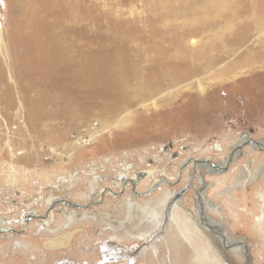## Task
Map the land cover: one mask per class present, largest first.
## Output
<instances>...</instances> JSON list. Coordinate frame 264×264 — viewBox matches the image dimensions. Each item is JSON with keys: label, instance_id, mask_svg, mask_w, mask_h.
<instances>
[{"label": "rangeland", "instance_id": "rangeland-1", "mask_svg": "<svg viewBox=\"0 0 264 264\" xmlns=\"http://www.w3.org/2000/svg\"><path fill=\"white\" fill-rule=\"evenodd\" d=\"M255 25L264 0H0V264H264V141L235 149L264 139Z\"/></svg>", "mask_w": 264, "mask_h": 264}, {"label": "bare ground", "instance_id": "bare-ground-1", "mask_svg": "<svg viewBox=\"0 0 264 264\" xmlns=\"http://www.w3.org/2000/svg\"><path fill=\"white\" fill-rule=\"evenodd\" d=\"M242 4L244 5L245 4V1H243L242 2ZM245 6H247V5H245ZM248 7V6H247ZM253 23H255V22H253ZM251 29H253V32H254V34H261L262 32H263V29H262V27L260 26V25H255V26H253ZM259 41H261L260 43H264V33H262V38L259 40ZM261 49V54H259V55H264V49H262V48H260ZM248 58H249V56H247ZM247 58V59H248ZM246 59V58H245ZM263 59H264V57H263ZM254 60V59H253ZM246 61V60H245ZM249 62V61H248ZM93 135V134H92ZM242 139V138H241ZM245 143H247V145H252V143H250V142H245ZM261 143H262V141H261ZM244 143H242V145H243ZM263 144V143H262ZM214 146V149L216 150V151H221L222 150V148H221V146L220 145H218V144H215V145H213ZM240 147V146H239ZM263 147V146H262ZM229 160V159H228ZM228 161L225 163V167H227V165H228ZM149 174H150V170H148L147 172H145L144 173V176H140V178H138L139 180H141L140 181V184H144L145 183V181L147 180L146 178L149 176ZM136 176V178H137V174L135 175ZM154 177V176H153ZM151 181V180H150ZM97 184V183H96ZM147 185V184H146ZM92 191V190H91ZM93 192V191H92ZM167 192V191H166ZM165 192V193H166ZM175 192V191H174ZM91 193V192H90ZM164 193V192H163ZM264 193V192H263ZM168 194H169V192H168ZM175 194V193H174ZM171 195V202L173 203L172 205L174 206V207H176V206H179V202H180V200L178 199V198H176V196L175 195H173V194H170ZM165 195H162V197H164ZM170 197V196H169ZM169 197H167V196H165L164 198L165 199H167V200H165V201H163V202H161V204L162 205H166L167 204V202H168V199H169ZM85 198V197H84ZM155 198V197H154ZM156 198H158L159 200H160V198H161V196L159 197H156ZM176 198V199H175ZM157 201V200H156ZM145 202H147V203H149V201H145ZM160 203V202H159ZM130 205L133 207V206H137L138 207V205H136V203H130ZM168 205V204H167ZM213 205H215V204H213ZM157 206V205H156ZM171 206V205H170ZM254 206V205H253ZM166 207V206H165ZM164 208V207H163ZM171 209H172V207H171ZM170 209V210H171ZM163 211V210H162ZM186 211V210H185ZM208 211V210H207ZM212 212V211H211ZM69 213V212H68ZM71 213V212H70ZM153 213H156V212H153ZM169 213V212H168ZM186 213V212H185ZM62 215H64V214H62ZM65 216V218L66 217H69L70 219H73L72 218V216H71V214H66V215H64ZM109 217V216H108ZM163 217L164 216H156L155 217V219H156V222H157V224H156V228L159 230V228H160V223L162 222V220H163ZM165 217H170V219H171V223H173V225H174V227H170V229L168 230L169 231V235H174L175 233H177V235L179 236L180 234H182L183 232H187L188 234L186 235L187 236V238L188 239H190V240H193L194 242L196 241L195 240V238H194V234H196L195 235V237H197L198 239H201V240H204V241H206V240H209V239H211V240H213V241H215L216 242V240H215V238H214V236L213 235H211L210 233H207L205 230H203L200 226H202L203 227V223L201 224V221L199 220V217L198 216H190V218L193 220V223L191 222V220L188 218V220L190 221V226H194L193 228H194V230H195V232L193 233L192 232V234L189 232V229H187V226H189V225H187V224H189L188 223V221L186 220L187 219V217L186 216H178L180 219H182V224L180 225V224H178V225H180V227H184V228H180V229H178V228H176L175 227V225L177 226V223H178V220L176 219L177 218V216L176 217H174V219L171 217V216H165ZM158 218V219H157ZM186 218V219H185ZM204 218H205V220L207 221V222H210V221H213L214 222V220H213V218H211V217H209V216H204ZM44 219V218H43ZM205 221V222H206ZM262 221H263V218H262V216H258V217H254V222L256 223V224H261L262 223ZM149 222V221H148ZM74 222H70V223H67L66 225H64V228L66 227V228H68V226L70 225V224H73ZM187 225V226H185V225ZM207 224V223H206ZM211 224V223H210ZM214 226V225H213ZM216 226V225H215ZM206 227H208L207 225H206ZM36 228H38V227H36ZM215 228V227H214ZM217 228V227H216ZM215 230V229H214ZM49 231V230H48ZM218 231V230H217ZM49 232H51L52 233V231L50 230ZM156 232V231H155ZM221 232V231H220ZM74 233V232H73ZM71 234V233H70ZM191 234V235H190ZM145 235V237H146V239L147 238H149L151 235L148 233V234H144ZM68 236V235H67ZM70 238V237H69ZM186 238V239H187ZM54 240H55V238H53ZM145 239V238H144ZM178 239V238H177ZM52 240L50 243H49V246L50 247H53V246H56V244L58 243L59 244V242L58 241H60V242H63V243H60L59 245H65L66 243H67V238H66V236L64 235L60 240ZM148 240V239H147ZM163 240V239H162ZM222 240V239H221ZM230 240V239H229ZM232 240V241H231ZM230 241L231 242H229V244H232V242L234 241L233 239H231ZM156 243H158V242H156ZM162 243V242H161ZM177 243H178V246H181L180 245V243L178 242V240H177ZM213 243V242H212ZM163 244V243H162ZM218 244V243H217ZM152 245V244H151ZM154 245V247H155V244H153ZM152 245V246H153ZM161 245V244H160ZM220 245V244H219ZM152 246H150L151 248H152ZM158 246H159V244H158ZM216 247V246H215ZM228 247V246H227ZM244 247V246H243ZM153 249V248H152ZM204 251H205V254H207V252H208V250H209V248L208 247H204ZM244 249V248H243ZM151 250V249H150ZM210 251H211V249H210ZM209 251V252H210ZM213 251V250H212ZM217 251V250H216ZM233 251H235V252H237V248H234V249H230L229 251L227 250V251H221V254L222 255H225V256H230V255H232V253H235V252H233ZM146 251H144L143 253H145ZM181 252V251H180ZM179 252V253H180ZM208 252V253H209ZM232 252V253H231ZM146 253H150V252H146ZM182 253V252H181ZM214 254H215V252H213ZM219 253V252H218ZM167 254H168V252H167ZM210 254V253H209ZM209 254H207L206 255V258L208 259V263L207 264H216L215 262H211L213 259H214V257L211 259L210 258V255ZM150 255V254H149ZM162 255V254H161ZM175 256H174V258H173V256H172V258L174 259V261L173 262H177L178 260H179V257H181L180 256V254H178V253H175L174 254ZM182 255H183V253H182ZM147 256V255H146ZM203 256H205V255H203ZM162 257V256H161ZM217 257V256H216ZM220 257H222V256H220ZM239 257V256H238ZM164 258V257H163ZM167 258V257H166ZM172 259V260H173ZM228 259V258H227ZM169 260V259H168ZM197 260V259H196ZM211 260V261H210ZM243 260V259H242ZM165 261V260H164ZM199 261H200V263L201 262H204V261H206V260H204L201 256L199 257ZM225 261V260H224ZM223 261V262H224ZM233 261V260H232ZM219 262V261H218ZM231 263V262H230ZM239 263V262H238Z\"/></svg>", "mask_w": 264, "mask_h": 264}, {"label": "flooded vegetation", "instance_id": "flooded-vegetation-1", "mask_svg": "<svg viewBox=\"0 0 264 264\" xmlns=\"http://www.w3.org/2000/svg\"><path fill=\"white\" fill-rule=\"evenodd\" d=\"M253 136V135H252ZM252 136H249L248 134H246V135H244V133H242L241 135H240V137L242 138L241 140H243V138L245 139V142H250V143H252V145H250L252 148H255V147H262L263 146V144L261 143V141H264V139L262 140V139H260V138H256V140H254L253 138H252ZM245 142H240L239 144H237L236 145V147H235V149H237V148H241V146H243L244 144H246L247 145V143H245ZM242 143H244L243 145H242ZM254 145V146H253ZM240 146V147H239ZM247 146H249V145H247ZM239 154V153H238ZM242 154L240 153L239 154V156H241ZM233 157H234V154H231L230 156H227V157H225V161L223 162V163H221L220 165H218L217 163H213V162H211V160L209 161V160H206V162H208V164L210 165V166H216V168H215V170H217V169H219V168H226L225 167V163L228 161L229 163H228V165L229 164H231V162H232V160H233ZM229 159V160H228ZM191 165L195 168L198 164H201V165H199L200 167L199 168H204L205 169V167H208V166H206L205 164H204V161H198L197 159H192L191 161ZM188 164V163H187ZM228 165H227V167H228ZM184 166H185V163H182L181 164V168H180V170L182 169V168H184ZM213 169H214V167H212ZM179 170V174L177 175V178L178 177H180V171ZM194 171V170H193ZM200 176H201V174H200ZM135 178H133L135 181H136V179H138V178H136V176H134ZM201 178V177H200ZM129 180V182L128 181H125V183H124V185L126 184V182L128 183V184H130V185H132V187L134 186V183H135V181L134 180ZM162 180H164V182H163V184H166V180H165V176L164 175H162V178H161ZM161 179L159 180V181H156L155 183H154V186L155 185H157L160 181H161ZM160 185V184H159ZM189 184H187L186 186H185V189H183V191L182 190H180V191H182L181 193H183L185 190H187V188L189 189L190 187H193V184H191V185H189ZM202 185V188H201V190L203 191V185H205V184H201ZM126 186V185H125ZM131 187V188H132ZM153 188V187H152ZM158 188V187H157ZM201 190H199V191H201ZM123 190H121L120 192H122ZM180 191H176L175 192V194H173V195H175L176 196V198H178L179 200H180ZM105 192V191H104ZM132 192L134 193V194H137V192H136V190H135V188L133 187V189H132ZM195 191H193L192 192V194H193V198H194V202L196 203V201H195V195L198 193L197 191H196V194L194 193ZM101 193V192H100ZM139 194V193H138ZM137 194V195H138ZM199 194V193H198ZM118 194H116V196H117ZM127 198H132V196L131 195H128L127 196ZM175 198V199H176ZM171 199L172 198H170L169 200H168V202H167V208L168 207H171L172 206V202H171ZM133 202V201H132ZM132 202H128V204L130 205V203H132ZM135 203V202H134ZM126 205H127V202L125 203ZM171 205V206H170ZM131 206V205H130ZM29 212H32L33 213V216L35 215V212L34 211H29ZM90 212L88 213V212H82V214L81 215H79V216H83V215H89L90 216ZM37 215V214H36ZM75 215H77V214H75L74 213V215L73 216H75ZM164 215L165 216H168V214H167V212H165L164 213ZM72 216V215H71ZM165 219V218H164ZM163 219V220H164ZM164 222V221H163ZM131 230H133V229H131ZM138 238H140V240H143V241H145V242H149V240H147L146 239V237H145V235H140V236H138ZM145 238V239H144ZM112 245V244H111ZM120 248V247H119ZM113 252H115L116 254H114V255H117V257L118 258H120V260L121 261H126L127 259H125L126 258V255H124L123 253L124 252H122V251H119L120 249H111ZM104 252V251H103ZM133 259V258H132ZM130 261H131V258H130ZM130 263V262H129Z\"/></svg>", "mask_w": 264, "mask_h": 264}, {"label": "water", "instance_id": "water-1", "mask_svg": "<svg viewBox=\"0 0 264 264\" xmlns=\"http://www.w3.org/2000/svg\"><path fill=\"white\" fill-rule=\"evenodd\" d=\"M211 167H214V168H216V166H211ZM219 169H223V168H219ZM60 202H63V203H65L64 201H62V200H60V199H58ZM67 203V202H66ZM68 204V203H67ZM68 205H70V206H73V207H76L77 205H72V204H68ZM24 216H25V221H28L29 219H30V217H32V218H35V216H33V213L32 212H27V213H25L24 214ZM36 217H39V218H43V217H40V216H36Z\"/></svg>", "mask_w": 264, "mask_h": 264}, {"label": "crops", "instance_id": "crops-1", "mask_svg": "<svg viewBox=\"0 0 264 264\" xmlns=\"http://www.w3.org/2000/svg\"><path fill=\"white\" fill-rule=\"evenodd\" d=\"M25 214V213H24ZM24 214L22 215V218H21V221L23 220V218H24Z\"/></svg>", "mask_w": 264, "mask_h": 264}, {"label": "built area", "instance_id": "built-area-1", "mask_svg": "<svg viewBox=\"0 0 264 264\" xmlns=\"http://www.w3.org/2000/svg\"><path fill=\"white\" fill-rule=\"evenodd\" d=\"M85 130V129H84ZM86 131V130H85ZM87 132V131H86Z\"/></svg>", "mask_w": 264, "mask_h": 264}]
</instances>
